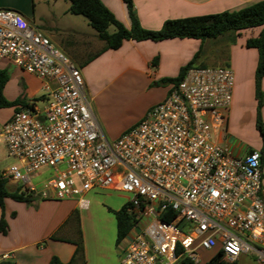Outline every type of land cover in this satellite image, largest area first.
Here are the masks:
<instances>
[{
	"label": "built area",
	"instance_id": "built-area-1",
	"mask_svg": "<svg viewBox=\"0 0 264 264\" xmlns=\"http://www.w3.org/2000/svg\"><path fill=\"white\" fill-rule=\"evenodd\" d=\"M1 61L34 75L44 92L0 130L16 161L3 170L9 185L39 200L77 198L81 208L93 189L128 194L134 226L121 264H200L199 249L214 248L230 262L246 254L264 264L262 154L239 157L217 140L232 102L229 66L189 69L164 101L109 140L82 69L11 9H0ZM44 168L52 173L35 183Z\"/></svg>",
	"mask_w": 264,
	"mask_h": 264
},
{
	"label": "crops",
	"instance_id": "crops-1",
	"mask_svg": "<svg viewBox=\"0 0 264 264\" xmlns=\"http://www.w3.org/2000/svg\"><path fill=\"white\" fill-rule=\"evenodd\" d=\"M101 1L119 21L130 28L131 21L126 0ZM131 1L142 27L148 30H160L166 20L218 14L260 0ZM69 7L70 3L68 4L67 0H0V9H15L25 19L35 23L82 69L88 93H91L90 96L92 95L94 101L101 94L108 93L119 97L127 90L135 92L139 86L149 91V94L152 93L149 102L138 117L114 132L111 140L119 138L135 126L149 109L165 100L174 83H161L162 80L177 78L181 69L194 58L201 47L205 48L207 44L222 45L226 56H231L228 66L234 74V85L226 132L219 133L217 140L228 146L233 154L239 157H245L252 151H260L264 187V140L256 126L255 72L259 54L256 49L245 46L248 38L259 34V28L242 31L235 43H232L228 36L206 40L203 45L200 40L194 38H173L159 42L125 40L119 49L102 52L105 43L98 38V34L80 31L72 19L61 28L63 37L58 39L57 34H61L59 32L61 30L53 21H57L61 15H67ZM46 10L50 13L49 16L46 15ZM115 31L114 26L109 28L110 33ZM81 44L92 49L96 47V52L90 56L92 59L89 57L81 62L76 61L73 54L77 53ZM156 58L158 63L154 65L153 61ZM205 64L202 54L195 65ZM2 65L1 62L0 68L5 69ZM262 89L264 92V78ZM93 109L106 135V123L110 116L102 105L97 107L93 102ZM261 116L264 123V100ZM7 122L8 120L1 123ZM246 128L252 129L257 137L250 136ZM94 190L85 194V198L89 201H91L89 196L93 195ZM106 196L109 210L114 213L129 204V199H126V195L122 192L111 190ZM34 200L36 202L34 205H26L25 202L13 199L6 200L4 219L8 230L6 234L0 233V263L6 261L2 256L9 254L11 256L9 261L15 264H49L53 256H57L64 263L121 264L125 247L123 241L107 250L105 243L99 241L90 243L83 233V222L85 225L86 218L96 211L92 208V202L88 208H81L77 198L66 200L35 198ZM18 204L21 206H17ZM1 218L0 208V220ZM109 220L117 234L116 215L114 220L110 217Z\"/></svg>",
	"mask_w": 264,
	"mask_h": 264
},
{
	"label": "trees",
	"instance_id": "trees-1",
	"mask_svg": "<svg viewBox=\"0 0 264 264\" xmlns=\"http://www.w3.org/2000/svg\"><path fill=\"white\" fill-rule=\"evenodd\" d=\"M69 3V13L86 17L89 25L97 32L98 38L105 43L102 52L109 49H119L125 40H151L159 42L173 38H194L200 40L203 45L206 40L228 36L231 42L235 43V40L238 39L242 31L259 28V34L255 37L248 38L245 46L256 49L259 54L255 72V97L257 100L256 126L264 140V123L261 116L264 100V92L262 89V79L264 78V0L218 14L166 20L160 30H148L142 27L135 14L131 0H126L131 21L130 28L119 21L101 0H69ZM111 26L116 28L114 33L109 32ZM201 52L202 47L194 58L181 69L180 75L177 78L164 79L161 83H176L182 80L189 69L198 67L195 63ZM90 59L92 58L90 57ZM157 63L158 58L153 61L154 65H157ZM9 79V72L6 69L0 68V110L12 106L18 110L21 106L26 105V101L23 99L15 102H9L6 99L5 88ZM8 198L28 204L35 201L33 196L20 193V188L18 187H12L11 189L8 179L4 177L3 170L0 169V208L2 210L0 233L3 234H6L8 230V225L4 219L5 202ZM115 215L117 220V244L119 245L133 228L134 220L128 213V206L123 207ZM164 219L171 220L170 217H165ZM0 264L15 263L7 260L1 261ZM49 264H73V262L64 263L57 256H53ZM206 264L238 263L224 260L223 252L220 251L215 258Z\"/></svg>",
	"mask_w": 264,
	"mask_h": 264
},
{
	"label": "rangeland",
	"instance_id": "rangeland-1",
	"mask_svg": "<svg viewBox=\"0 0 264 264\" xmlns=\"http://www.w3.org/2000/svg\"><path fill=\"white\" fill-rule=\"evenodd\" d=\"M66 1V0H65ZM68 4L69 1L67 0ZM60 9V8H59ZM58 9V10H59ZM13 11L18 12L15 9H11ZM19 13V12H18ZM21 14V13H19ZM48 10H46V15L49 16ZM22 15V14H21ZM23 16V15H22ZM24 17V16H23ZM74 25L78 27L80 31L83 32H91L94 34H97V32L92 28L89 27V21L86 17L82 15H72L71 13H68L67 15H61L57 21H53L55 24L57 23L60 27L59 32L61 34H57L58 39L60 37H63V31L62 27L64 28L65 24L71 20ZM213 40V39H211ZM77 53L73 54L77 62H81L89 58L91 55H93L96 52V47L88 48L85 46H82V44L78 47ZM204 55V61L205 65L198 66V67H228V63L230 61L231 56L229 58L226 56V51H224V48L222 45L214 46L207 44L205 48H202V53L200 54L202 56ZM3 63V67L9 72L10 79L9 82L6 85L5 88V97L9 102H15L18 100H33L41 97L44 92L42 90V82L36 78L34 75H30L8 61H1ZM0 62V63H1ZM154 87V86H153ZM126 93L124 95H121L119 97H114L112 95H109L108 93L101 94L95 98V105L97 107L105 108V111L110 116L109 120L107 121V131L106 135L109 139L112 137L113 133L121 129L126 124L134 121L138 115L142 112L145 105L149 102L150 95L152 93H148L149 91L142 89L141 86L136 88L135 92H132L131 90L125 91ZM91 94V93H89ZM92 96V95H91ZM155 97V95H154ZM17 110L14 106L4 108L0 110V130L4 124H2V121L10 120L14 113ZM248 133H250V136H255L254 131L249 130L246 128ZM260 134V132L258 131ZM248 135V134H246ZM262 137V135L260 134ZM263 138V137H262ZM16 161L13 160L7 153V150L4 145H0V169L5 170L7 167L14 164ZM52 173L49 169H42L36 178H34L35 183H39L43 180H45L49 175ZM11 189L13 186H11ZM111 190L106 189H95L91 196H89V199H91L90 202H92V208L93 210H96L95 213H92L91 216L87 217L85 221V225L83 222V233L85 237L88 239L90 243H96V241L105 243L107 245V250H110L112 246H116L117 243V234L114 226L112 225V222L110 223L109 217L111 220H114V211L109 210V204H108V198L106 194H109ZM126 195V199H130V196ZM8 200H12L11 198H8ZM66 200V199H65ZM38 202V201H37ZM26 205H34L36 202H33L31 204L25 203ZM18 204L17 206H19ZM21 206V205H20ZM111 212V213H110ZM21 215V214H20ZM24 219V217H23ZM111 225V226H110ZM125 245V241H123ZM123 248V245H122ZM200 256V264H206L213 258H215L218 254V249L214 248L211 250H205V249H199L198 251ZM238 264H257L256 260L246 254H242L238 261Z\"/></svg>",
	"mask_w": 264,
	"mask_h": 264
}]
</instances>
